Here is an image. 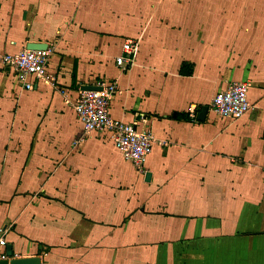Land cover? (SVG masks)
Returning <instances> with one entry per match:
<instances>
[{
    "label": "crops",
    "instance_id": "obj_1",
    "mask_svg": "<svg viewBox=\"0 0 264 264\" xmlns=\"http://www.w3.org/2000/svg\"><path fill=\"white\" fill-rule=\"evenodd\" d=\"M200 1L0 0V55L46 43L54 78L28 90L0 62V236L13 258L264 264V7L247 25L227 10L217 31ZM127 39L139 49L124 70ZM102 79L118 84L111 115L158 139L143 172L109 133L85 135L66 102ZM236 81L251 110L199 121Z\"/></svg>",
    "mask_w": 264,
    "mask_h": 264
},
{
    "label": "built area",
    "instance_id": "obj_2",
    "mask_svg": "<svg viewBox=\"0 0 264 264\" xmlns=\"http://www.w3.org/2000/svg\"><path fill=\"white\" fill-rule=\"evenodd\" d=\"M139 49L138 41L127 39L123 44V52L116 58V63L124 70L134 64ZM52 50L28 49L24 47L17 53L0 55V62L5 68L12 70L17 80L26 89H34L40 81L53 83L54 78L49 73ZM98 90H80L78 96L67 103L73 105L77 119L83 126V132L88 135L93 132L109 133L111 139L125 160L133 163L141 172L158 139L148 128H138L137 123H128L111 115L112 102L119 88L116 81H101L94 84ZM252 108L248 96V85L245 82H232L224 91L216 94L209 112L221 119L238 120L243 118ZM192 118L197 115L191 111ZM148 120L146 114H139V122ZM163 141H161V144ZM5 231L0 236V260L9 259L8 242Z\"/></svg>",
    "mask_w": 264,
    "mask_h": 264
},
{
    "label": "rangeland",
    "instance_id": "obj_3",
    "mask_svg": "<svg viewBox=\"0 0 264 264\" xmlns=\"http://www.w3.org/2000/svg\"><path fill=\"white\" fill-rule=\"evenodd\" d=\"M206 0H201L198 5H195L196 9H200V7L205 3ZM257 2V5H262L264 7V0H209L208 3H210L209 6L210 10H215L214 13H210V23H215L216 25H221V23L224 20H227L229 18V15L227 14V10H230V14L233 16L235 15V18L238 19V22L243 23V25H247V21H249V18L253 15H250V11H254L257 5L255 4ZM256 11V10H255ZM244 12H247V15L244 14ZM259 14L256 15L258 18ZM198 23H205L208 19L206 14H201L200 11H198ZM234 18V17H233ZM241 18V19H240ZM263 25H264V14H263ZM258 20V19H257ZM221 26L217 27V31H219ZM262 35L264 36V26L261 31ZM259 35V32H258ZM136 41V40H135ZM213 117H217L215 114H213Z\"/></svg>",
    "mask_w": 264,
    "mask_h": 264
},
{
    "label": "water",
    "instance_id": "obj_4",
    "mask_svg": "<svg viewBox=\"0 0 264 264\" xmlns=\"http://www.w3.org/2000/svg\"><path fill=\"white\" fill-rule=\"evenodd\" d=\"M28 49H34V50H39V49H47L48 44L42 43V42H30L26 46ZM100 89L97 86L94 85H89V86H84L83 90H98ZM209 112V106H203L202 110L199 113L198 119L199 121H205L207 118ZM150 177V174H147V179ZM8 252V257L9 259L6 260H0V264H42V260L39 256L37 257H29V258H13V250L12 246H10Z\"/></svg>",
    "mask_w": 264,
    "mask_h": 264
},
{
    "label": "trees",
    "instance_id": "obj_5",
    "mask_svg": "<svg viewBox=\"0 0 264 264\" xmlns=\"http://www.w3.org/2000/svg\"><path fill=\"white\" fill-rule=\"evenodd\" d=\"M180 73H181L182 75H191V74H192V69L189 70V71H186V70H185V64H184V66H183L182 69L180 70Z\"/></svg>",
    "mask_w": 264,
    "mask_h": 264
}]
</instances>
